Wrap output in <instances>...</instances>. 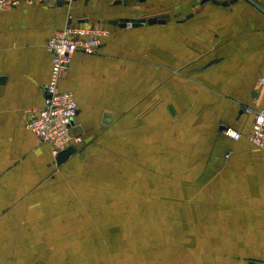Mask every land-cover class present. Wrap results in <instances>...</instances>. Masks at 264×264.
I'll return each instance as SVG.
<instances>
[{"label": "crops", "instance_id": "0c3cea01", "mask_svg": "<svg viewBox=\"0 0 264 264\" xmlns=\"http://www.w3.org/2000/svg\"><path fill=\"white\" fill-rule=\"evenodd\" d=\"M126 18L145 24L108 23ZM80 21L111 34L97 54L76 53L59 82L78 104L71 132L81 141L58 165L26 123L44 107L48 40ZM262 77L264 0H78L1 12L0 264L95 263L96 248L115 262L113 233L136 232L137 222L155 233L143 246L174 248L184 264H264V150L249 140L246 112L264 108Z\"/></svg>", "mask_w": 264, "mask_h": 264}, {"label": "built area", "instance_id": "2783aa9c", "mask_svg": "<svg viewBox=\"0 0 264 264\" xmlns=\"http://www.w3.org/2000/svg\"><path fill=\"white\" fill-rule=\"evenodd\" d=\"M78 0H0V13L7 8L18 6L21 3H59L71 4ZM127 27H132L129 23ZM111 31L107 27L92 26L85 21L68 24L63 30L52 34L47 42V49L52 55L50 80L45 88L44 107L28 114L27 129L40 141L49 143L57 155L73 146V141L79 143L80 138L72 135V127L78 115V104L71 93L62 92L59 82L68 72L76 53L95 55L102 47L104 40ZM264 85V77L259 79ZM247 114L253 116L252 133L249 140L256 147L264 150V108L255 110L246 109ZM223 134L234 141H238L243 134L233 128H226Z\"/></svg>", "mask_w": 264, "mask_h": 264}, {"label": "rangeland", "instance_id": "374dc122", "mask_svg": "<svg viewBox=\"0 0 264 264\" xmlns=\"http://www.w3.org/2000/svg\"><path fill=\"white\" fill-rule=\"evenodd\" d=\"M124 219L126 220L123 223L124 227H132V225H130L127 221L128 217H125ZM134 228H137L138 230L136 232L125 231L120 232L119 234L113 233V235L119 238L121 244L120 248L115 246L108 249V253L110 251L113 252L112 259H114L115 262H111L110 257L106 256V252L103 248H96L97 250H101V252H103L102 254L97 253V255H101V257L99 256L95 263L89 261V263L86 262L85 264H184L181 263L182 260L178 259L179 257L175 253L174 248L163 249L160 247L148 248L146 246H143L144 243H146L145 239L147 238V236H152L155 233H148L143 230L144 225L142 222H137V224L134 225ZM90 235H93V238L95 239L98 233H90ZM105 236V240H109V238H111L112 242L111 233L106 232ZM93 238L91 237L90 239ZM98 239H100V237H98ZM90 250H93V248H90ZM105 250L107 251V248ZM184 257L187 258V254H184Z\"/></svg>", "mask_w": 264, "mask_h": 264}, {"label": "water", "instance_id": "95a60500", "mask_svg": "<svg viewBox=\"0 0 264 264\" xmlns=\"http://www.w3.org/2000/svg\"><path fill=\"white\" fill-rule=\"evenodd\" d=\"M119 3L121 1H118ZM207 2H211L213 3L214 5H221L223 7H228L230 6L231 4L237 2V0H232V1H222V0H202V3H207ZM57 5L59 6H63L64 4L62 2H59L57 3ZM169 15H165V16H160L159 19H166L168 20L169 19ZM110 25H113V26H119V27H127V25L129 23L132 24L133 27H138V26H142L143 24H145V20L143 19H133V20H130V19H120V20H112V21H109L108 22ZM226 129V128H225ZM224 129V130H225ZM75 148L73 146L69 147L68 149L60 152L57 157H56V161H57V164L58 165H62L63 163H65L74 153H75Z\"/></svg>", "mask_w": 264, "mask_h": 264}, {"label": "flooded vegetation", "instance_id": "af4514ba", "mask_svg": "<svg viewBox=\"0 0 264 264\" xmlns=\"http://www.w3.org/2000/svg\"><path fill=\"white\" fill-rule=\"evenodd\" d=\"M202 1V0H201ZM230 1H232V0H230Z\"/></svg>", "mask_w": 264, "mask_h": 264}]
</instances>
